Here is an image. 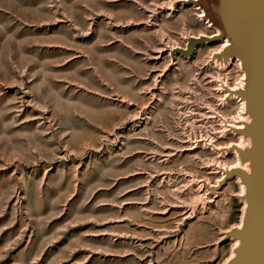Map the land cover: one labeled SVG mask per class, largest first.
Segmentation results:
<instances>
[{"label":"rangeland","instance_id":"1","mask_svg":"<svg viewBox=\"0 0 264 264\" xmlns=\"http://www.w3.org/2000/svg\"><path fill=\"white\" fill-rule=\"evenodd\" d=\"M222 1L0 0V264H232L252 117Z\"/></svg>","mask_w":264,"mask_h":264},{"label":"water","instance_id":"2","mask_svg":"<svg viewBox=\"0 0 264 264\" xmlns=\"http://www.w3.org/2000/svg\"><path fill=\"white\" fill-rule=\"evenodd\" d=\"M229 8L222 1L221 11H216L233 29L243 50L239 56L246 66L248 89L242 94L247 98V111L252 124L250 148L243 157L250 162L252 171L237 169L248 190V220L234 231L239 247L232 264H264V0H234ZM217 38V35L215 36ZM211 37L191 40L190 48ZM241 152V151H240Z\"/></svg>","mask_w":264,"mask_h":264},{"label":"bare ground","instance_id":"3","mask_svg":"<svg viewBox=\"0 0 264 264\" xmlns=\"http://www.w3.org/2000/svg\"><path fill=\"white\" fill-rule=\"evenodd\" d=\"M226 43V42H225ZM223 43V44H225ZM245 76V75H244ZM234 87V86H233ZM236 87V86H235ZM242 118V117H241ZM243 119V118H242ZM223 123V122H222ZM232 124V123H231ZM236 124V123H235ZM237 126V125H236ZM242 143V142H241ZM238 144V143H237ZM241 145V144H240ZM234 153V152H233ZM235 154V153H234ZM218 163V162H217ZM239 163V162H238ZM220 165V164H219ZM239 165V164H238ZM237 165V166H238ZM225 166V165H224ZM232 167H234V165H231ZM229 167V166H228ZM215 170V169H214ZM216 171V170H215ZM243 187V190L245 189V185L242 186Z\"/></svg>","mask_w":264,"mask_h":264}]
</instances>
